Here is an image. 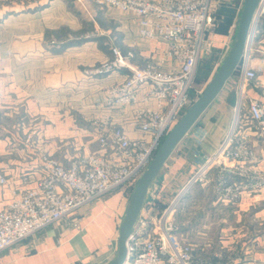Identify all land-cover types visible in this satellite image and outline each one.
<instances>
[{"label": "crops", "instance_id": "crops-1", "mask_svg": "<svg viewBox=\"0 0 264 264\" xmlns=\"http://www.w3.org/2000/svg\"><path fill=\"white\" fill-rule=\"evenodd\" d=\"M54 2L53 6L59 10L71 12L66 2ZM51 3L42 7L43 11ZM40 9L19 10L3 18L0 24V172L7 177V183L0 185V209L6 208L22 190L37 185L42 177L43 156H53L69 165L89 148H97L98 144L89 134L96 119L109 114L116 125L130 130L133 136L138 135L126 119L117 116L104 103L108 87L123 75L88 77L84 74L85 68L108 57L98 44L99 38L60 37L56 32L54 44L48 45L46 28L74 29V17L65 16L55 25L43 28L37 20ZM119 13L130 19L120 22L125 41L135 45L138 53L154 54L157 43L140 38L132 17ZM228 38L230 41L233 37ZM215 50L221 54L227 46H216ZM248 62L257 72L246 83L245 91L264 103V24L258 26ZM238 79L237 70L176 146L141 212V215L157 214L178 196L183 197V207L203 204L230 207L231 213L217 214L230 222L216 232L220 241L208 248L200 246L202 255L210 257H202L197 264H264V190L243 193L235 202H221L214 188L222 173L217 169L209 171L208 183L195 182L189 186L191 178L230 130L238 100ZM197 94L193 89L192 96ZM251 146L257 156L253 168L257 165L264 174V128L254 130ZM222 178L227 182L239 179L231 171ZM127 187L123 185L104 193L71 216L2 250L0 264H109L117 252L119 226L131 194L126 191ZM207 193L209 196L205 197Z\"/></svg>", "mask_w": 264, "mask_h": 264}, {"label": "built area", "instance_id": "built-area-1", "mask_svg": "<svg viewBox=\"0 0 264 264\" xmlns=\"http://www.w3.org/2000/svg\"><path fill=\"white\" fill-rule=\"evenodd\" d=\"M224 0H98L101 7L128 14L140 38L156 42L154 54L123 51L112 43L109 56L84 69L85 76L123 75L110 85L105 106L127 120L138 134L116 125L106 114L96 119L92 139L98 144L65 165L53 156L42 157V177L0 209V252L35 232L71 216L104 193L132 187L154 157L160 142L196 99L192 90L196 71L216 46H227L226 36L212 32L215 14ZM264 24V0L255 11L250 46L239 67V89L230 130L189 181L208 183L210 170L235 172L238 180L219 177L214 185L219 201L235 202L243 193L264 190V174L251 146L256 128H264V103L248 96L245 85L256 77L248 62L258 26ZM235 26V25H234ZM220 43V44H219ZM200 91H198V94ZM245 108L243 109V107ZM7 177L0 172V185ZM180 196L159 213L140 215L127 243L124 264H193L194 244L177 234L176 210ZM154 205V201L152 202ZM79 226L78 221L76 222Z\"/></svg>", "mask_w": 264, "mask_h": 264}, {"label": "rangeland", "instance_id": "rangeland-1", "mask_svg": "<svg viewBox=\"0 0 264 264\" xmlns=\"http://www.w3.org/2000/svg\"><path fill=\"white\" fill-rule=\"evenodd\" d=\"M51 1L52 7L56 4L54 0H0V24L3 18L13 13H17L19 10L29 11L32 9L36 10L41 8L40 10H37V16H39V19L37 20L42 22L43 28L45 25H55L59 19L64 20L63 17L65 16L74 17V29H71L67 26H63L58 30L46 28L45 36L49 37L50 39L48 45L54 44L56 40L54 37L56 36L55 33L57 32L60 37L64 35H71L75 39L83 38L85 36L99 38L98 44L101 49L104 50L105 54H107V56L110 55L109 46L112 43L118 44L123 51L138 50L136 49L135 45H129L128 42L125 41V32L119 28L120 22L122 20H128L129 22L130 19L123 17L117 10L101 7L98 3V0H62L63 2H66L68 6H70V13H66L61 9L59 10L58 6H53L52 8L48 7V9L43 11L44 8L42 7L49 5ZM243 2L244 0H224L221 6H219L215 14L216 22L212 30L216 37L219 39L225 38L231 32L234 36L242 11ZM215 49L212 54H210L205 60L201 61L202 64L199 66L200 68L198 77L196 81H194L193 85V88L197 91H200V93L195 97H198L205 89L208 82L214 76L221 64V56H225L228 50L227 48L226 51L224 50L220 54L217 53V50ZM251 68L257 72V69L254 66ZM133 187L134 186L127 187L126 191L131 192ZM208 196V193L205 194V197ZM182 198L183 197H181L177 205L175 214L177 224L176 231L178 236L182 238L183 241H191L194 244L193 252L195 259L193 264H197L196 262L202 259V257H210L208 255L206 256V254L202 255L204 252L198 250L199 247L204 246V248H208V245L211 243L215 244L219 242L220 240L217 236V233L224 229L226 224L230 223L227 222L224 217H219L217 214H229L231 213V208L221 205L209 204H203L200 207L199 205L183 207ZM195 250H198V252ZM225 255L226 254L223 253L224 257Z\"/></svg>", "mask_w": 264, "mask_h": 264}, {"label": "water", "instance_id": "water-1", "mask_svg": "<svg viewBox=\"0 0 264 264\" xmlns=\"http://www.w3.org/2000/svg\"><path fill=\"white\" fill-rule=\"evenodd\" d=\"M259 0H244L231 44L221 64L205 89L185 110L158 147L154 157L142 172L128 199L126 210L119 226L117 252L109 264H124L127 257V243L139 219L150 189L154 185L164 164L172 152L195 125L202 114L224 89L250 46V35ZM253 43V42H252Z\"/></svg>", "mask_w": 264, "mask_h": 264}, {"label": "bare ground", "instance_id": "bare-ground-1", "mask_svg": "<svg viewBox=\"0 0 264 264\" xmlns=\"http://www.w3.org/2000/svg\"><path fill=\"white\" fill-rule=\"evenodd\" d=\"M250 38H251V37H250ZM137 223H138V220H137L136 224H137ZM136 224H135V225H136Z\"/></svg>", "mask_w": 264, "mask_h": 264}, {"label": "trees", "instance_id": "trees-1", "mask_svg": "<svg viewBox=\"0 0 264 264\" xmlns=\"http://www.w3.org/2000/svg\"><path fill=\"white\" fill-rule=\"evenodd\" d=\"M222 30V29H221Z\"/></svg>", "mask_w": 264, "mask_h": 264}]
</instances>
